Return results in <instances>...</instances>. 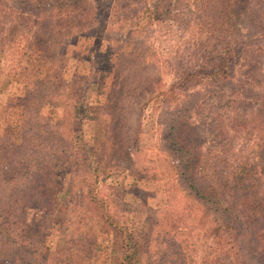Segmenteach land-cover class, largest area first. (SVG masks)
<instances>
[{
	"label": "rangeland",
	"instance_id": "obj_1",
	"mask_svg": "<svg viewBox=\"0 0 264 264\" xmlns=\"http://www.w3.org/2000/svg\"><path fill=\"white\" fill-rule=\"evenodd\" d=\"M17 1L8 0L17 13L0 15L3 45L15 40L0 45L5 49L0 52V146L5 139L19 144L22 131L28 146L36 138L32 131L37 124L55 123L65 136L63 159L77 151V157L91 158L86 149L101 152L115 173L99 182L97 195L109 205L103 210L82 201L88 187L72 156L57 169L68 188L61 202L44 208L35 201L24 207L0 200V254L7 260L0 264H264L255 240L244 236L239 247L209 234L224 231L223 224L234 223L241 213L229 191L225 197L213 192L218 186L213 182L231 179L240 161L257 160L262 135L250 119L264 102V25L253 23L264 7L257 0L243 7L244 0L242 5L233 2L227 14L213 13L209 6L215 2L221 7L220 1L190 0L171 26L153 25L129 34L128 20L143 0H101L98 9L96 0H87L93 9L81 4L80 19L73 14L77 25L65 27L52 24L58 15L51 12L45 13L50 25L34 24L36 13L18 9ZM16 14L20 30L12 33L9 26ZM228 25L239 29L238 48L247 43L255 51L236 54L228 63L229 78L211 85L192 79L199 85L163 100L162 93L184 71L205 64L204 50L221 41ZM34 45L36 55L30 58ZM35 79L48 86L39 87ZM27 92L33 97L25 101ZM244 96L258 103L253 107ZM109 99L116 104L108 106ZM110 109L121 125L112 127ZM72 120L79 129L71 133ZM171 122L191 129L179 125L171 136ZM112 141L120 145L112 147ZM42 148L45 154L46 144ZM10 164L0 158V198L13 189L8 185L13 182ZM254 184L264 189V179ZM98 214L109 216L117 227L136 226L138 236H116ZM130 253L136 257L129 258Z\"/></svg>",
	"mask_w": 264,
	"mask_h": 264
},
{
	"label": "trees",
	"instance_id": "obj_2",
	"mask_svg": "<svg viewBox=\"0 0 264 264\" xmlns=\"http://www.w3.org/2000/svg\"><path fill=\"white\" fill-rule=\"evenodd\" d=\"M218 1L222 3L221 7L214 4L215 2L209 6V9L213 13L214 11H221L227 14V9L228 11L232 9L233 2H236L237 5H242L241 3L244 2V0ZM96 2L97 7L95 9H98L101 5V0H96ZM7 3L9 5L8 0H0V8L4 9L0 10V15H2L4 11H9L10 15L17 13V10H14L15 5L7 6ZM188 3H190V0H153L151 4L143 0V6L139 12L133 14L132 18L128 20L130 30L127 32L130 34L137 31H146L149 28H152L153 25H159L160 27H164L165 25L171 26L173 23L178 22V17L182 11L188 10ZM248 3H250V0H245L243 7L248 6ZM257 3L264 7V0H257ZM81 4H87L90 11L93 9V6L88 3L87 0H18L16 5L18 9L24 10L29 14L34 15L36 13V16L33 18L34 24L50 25L48 22H51L52 20L50 17L45 16V13L51 12L58 15V20L52 24H55L56 26L63 25L65 27L71 23L77 25L78 19L76 22V17L73 14L75 13L74 11H76V15L80 19L78 7ZM261 11L260 13L263 14L259 13V18L253 23V25L255 24L259 28H262L264 25V9ZM14 16L15 17L11 18V25L9 26V32L12 33L18 32L21 25L19 15L16 14ZM70 17L72 18L69 19ZM239 34V29L232 28L231 25L226 26L225 29L222 30V36H220L221 41L216 42L212 47H207V49L204 50V55L201 56V59L205 64L194 71H184L180 79L176 80L165 92L162 93V95H164L163 100L170 101L169 99L176 91L185 92L190 88L192 89L195 86H198L199 83L191 81L192 79L198 78L211 85L214 82L229 78L232 73L228 63L236 57V54L239 53L240 50H243V52L249 56L255 51V49L247 43H244L242 47L238 48V43L240 42ZM5 38V36H0V45H3ZM14 42V39L10 40L8 44H4L2 47L9 46ZM30 51V58H32L36 55L35 45ZM0 52L4 54L5 49L3 50L1 48ZM34 83L43 89L48 86V83L45 82V80L41 81L35 79ZM32 94V92H27L25 101L32 98ZM39 97L40 95L37 97V100ZM152 99L151 96L147 101ZM247 100L250 99L245 98L244 101ZM249 102L253 104V107H255L254 103H258L256 100H250ZM115 104L116 100L113 101V99H109L108 106ZM257 107V110L253 112V117L250 119L254 124V128L258 129L262 135L261 138H258L259 144L256 152V162L249 164L247 162L245 163L246 159H244L242 162L240 161L237 168L232 171L233 175L231 179L221 177L213 182V184L215 183V186L218 185L217 188L215 187L213 189V192L218 191L222 197H225L229 191L235 199L237 206H240L241 213L236 217L234 223L229 224L227 222L223 224L225 227L224 231L217 230L216 232L209 234H215L214 236L217 237V242H219L221 238L223 241V237H226L229 239L227 240V243H235L234 246L239 245V247L242 246L243 242V240L241 241L239 239L242 237L244 238V236L245 238L249 237L251 240H255L257 244L256 251L264 258V189L261 191L254 184L261 179H264V121L262 122V118L264 117V102L257 105ZM72 109L74 110L75 117H77V107L73 106ZM36 115L37 108H35L32 113V121ZM107 115L112 127L121 125L120 123L122 121L119 120L120 116H118L114 110L110 109ZM80 116L86 117L84 114H81ZM69 122L70 132L72 133L75 130L78 131L79 122L73 120L70 123ZM37 125L36 128L32 127L36 130V132L32 131V134L35 133L34 135L36 138H32L33 140H31L29 144L30 146H26L27 143L26 141L24 142L25 136L23 132L25 131L21 132V135L23 136H20L23 140L19 144H9L8 139H5L4 143L0 146V149L4 150L0 151V158L4 156L6 159L10 160L11 164L9 165L8 171L13 173L9 177V180H13V182H9L8 184L10 185V183H12L13 189L10 194L4 195L2 193L0 198L1 202L3 204L8 203L13 205L14 202L18 201L20 206L23 204L25 207L28 202L35 201L39 203L40 207L43 206L44 208L47 206H53V201L56 202L58 200V202H61L64 200L68 188L65 182L60 178L57 169L65 164H69L70 156H72L74 157L73 164L77 165V169L82 173L78 175H82L84 182L88 187V192L86 195L82 196V201L90 204L95 210H103L108 204L106 205L103 202V198H100L97 194L100 195L99 182L104 177H110L115 173L110 172V168H112L113 165H110L109 167L106 165V163L111 162V160H106L104 156H101V152H90L88 149L86 150L92 155L91 158L77 157V151L74 154L70 152V156L63 159L65 148L62 141L65 139V136L59 128V125L55 123ZM171 125L170 129L173 131L171 136L177 135L179 125L187 130L191 129V127L184 122H178L177 125H174V122H171ZM212 127L214 128V126ZM210 133H212V131H210ZM70 137L71 136H69V138ZM135 141L136 140L134 139L133 142L135 143ZM43 144H46L47 146V148L44 149L45 154H43L42 150ZM111 144L112 147L120 145L118 142L114 141H112ZM10 145H13L12 148ZM133 147H135V145H133ZM97 149L100 148L97 147ZM94 150H96V148ZM3 152H5V154H3ZM24 161L27 162V164ZM33 165H36L37 167L33 169ZM188 167V170L190 171V166ZM183 173H186V171ZM100 174L103 176H100ZM207 185L211 186L210 184ZM192 189L196 191L195 184H192ZM198 189L203 190L201 188ZM127 191L123 192L125 193ZM16 194L17 198L15 197ZM98 203L99 205H97ZM102 213L103 212H101V214ZM100 217L104 218L103 222L108 223L116 236H138V229L136 226L127 227L126 225H122L117 227L109 216L100 215ZM217 220H219V218L216 219V221ZM229 236H238V238H229ZM6 257L11 259V256L6 255ZM128 257L134 258L136 255L130 253ZM125 258H127V256H125ZM0 260L7 261L5 256L1 254Z\"/></svg>",
	"mask_w": 264,
	"mask_h": 264
}]
</instances>
